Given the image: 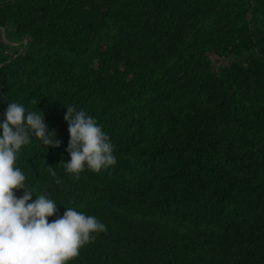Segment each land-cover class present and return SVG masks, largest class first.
<instances>
[{
    "label": "trees",
    "instance_id": "trees-1",
    "mask_svg": "<svg viewBox=\"0 0 264 264\" xmlns=\"http://www.w3.org/2000/svg\"><path fill=\"white\" fill-rule=\"evenodd\" d=\"M12 102L61 142L19 152L29 202L106 226L68 264H264V0H0ZM68 106L114 166L66 172Z\"/></svg>",
    "mask_w": 264,
    "mask_h": 264
},
{
    "label": "clouds",
    "instance_id": "clouds-1",
    "mask_svg": "<svg viewBox=\"0 0 264 264\" xmlns=\"http://www.w3.org/2000/svg\"><path fill=\"white\" fill-rule=\"evenodd\" d=\"M66 108L64 119L70 135L66 149L70 160L63 163L66 172L78 179L85 168L100 173L114 166V146L96 119L84 110ZM4 117L0 123V264H68L84 245L95 240L93 233L106 231V226L71 207L49 222L57 204L46 194L29 202L32 190L16 167L19 152L33 135L48 147L58 148L61 142L54 131L49 132L41 112H26L22 104L12 102ZM48 170L56 175L51 166ZM21 189L24 194L18 198L15 192Z\"/></svg>",
    "mask_w": 264,
    "mask_h": 264
},
{
    "label": "water",
    "instance_id": "water-1",
    "mask_svg": "<svg viewBox=\"0 0 264 264\" xmlns=\"http://www.w3.org/2000/svg\"><path fill=\"white\" fill-rule=\"evenodd\" d=\"M2 35H3V30H2ZM12 44H14V43L12 42Z\"/></svg>",
    "mask_w": 264,
    "mask_h": 264
}]
</instances>
